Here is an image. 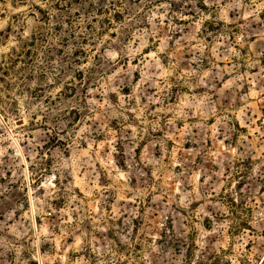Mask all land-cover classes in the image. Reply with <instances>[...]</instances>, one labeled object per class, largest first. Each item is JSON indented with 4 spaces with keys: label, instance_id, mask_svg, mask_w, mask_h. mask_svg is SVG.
Here are the masks:
<instances>
[{
    "label": "rangeland",
    "instance_id": "rangeland-1",
    "mask_svg": "<svg viewBox=\"0 0 264 264\" xmlns=\"http://www.w3.org/2000/svg\"><path fill=\"white\" fill-rule=\"evenodd\" d=\"M0 264H264V0H0Z\"/></svg>",
    "mask_w": 264,
    "mask_h": 264
},
{
    "label": "trees",
    "instance_id": "trees-1",
    "mask_svg": "<svg viewBox=\"0 0 264 264\" xmlns=\"http://www.w3.org/2000/svg\"><path fill=\"white\" fill-rule=\"evenodd\" d=\"M68 4L66 3V1L64 2V5L62 6V5H59V6H57V7H61V8H63V7H66ZM61 8H58V9H61Z\"/></svg>",
    "mask_w": 264,
    "mask_h": 264
}]
</instances>
